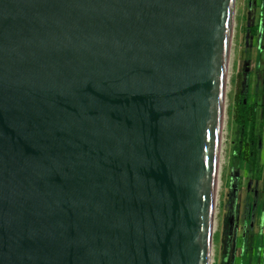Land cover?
<instances>
[{
    "label": "water",
    "instance_id": "95a60500",
    "mask_svg": "<svg viewBox=\"0 0 264 264\" xmlns=\"http://www.w3.org/2000/svg\"><path fill=\"white\" fill-rule=\"evenodd\" d=\"M233 0H0V264H207Z\"/></svg>",
    "mask_w": 264,
    "mask_h": 264
},
{
    "label": "rangeland",
    "instance_id": "374dc122",
    "mask_svg": "<svg viewBox=\"0 0 264 264\" xmlns=\"http://www.w3.org/2000/svg\"><path fill=\"white\" fill-rule=\"evenodd\" d=\"M252 4L233 0L207 264H264V57L250 35ZM240 97L253 109L247 132Z\"/></svg>",
    "mask_w": 264,
    "mask_h": 264
},
{
    "label": "crops",
    "instance_id": "0c3cea01",
    "mask_svg": "<svg viewBox=\"0 0 264 264\" xmlns=\"http://www.w3.org/2000/svg\"><path fill=\"white\" fill-rule=\"evenodd\" d=\"M251 20L250 35L256 39L255 46L260 57H264V0H253L252 8L248 9ZM264 70V69H263Z\"/></svg>",
    "mask_w": 264,
    "mask_h": 264
},
{
    "label": "trees",
    "instance_id": "16d2710c",
    "mask_svg": "<svg viewBox=\"0 0 264 264\" xmlns=\"http://www.w3.org/2000/svg\"><path fill=\"white\" fill-rule=\"evenodd\" d=\"M238 106V118L237 123L241 128L247 132V128L252 124L254 118L252 106L248 103L245 97H240L237 101Z\"/></svg>",
    "mask_w": 264,
    "mask_h": 264
},
{
    "label": "bare ground",
    "instance_id": "6f19581e",
    "mask_svg": "<svg viewBox=\"0 0 264 264\" xmlns=\"http://www.w3.org/2000/svg\"><path fill=\"white\" fill-rule=\"evenodd\" d=\"M231 29H232V21H231ZM230 37H231V33H230ZM228 82V80H227V78H226V83ZM226 83H225V85H226ZM226 91V90H225ZM225 95V94H224ZM224 118V117H223ZM210 233H211V231H210ZM210 238H211V234H210V237H209V243H210Z\"/></svg>",
    "mask_w": 264,
    "mask_h": 264
}]
</instances>
